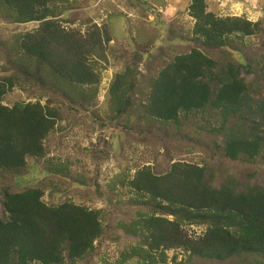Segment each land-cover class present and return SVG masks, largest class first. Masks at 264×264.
<instances>
[{
    "label": "trees",
    "instance_id": "obj_1",
    "mask_svg": "<svg viewBox=\"0 0 264 264\" xmlns=\"http://www.w3.org/2000/svg\"><path fill=\"white\" fill-rule=\"evenodd\" d=\"M69 4L0 0L3 23L37 24L0 36V264H91L106 242L119 246L118 257L102 264H162L178 248L187 263L264 264V185L256 169L237 175L228 164L264 157V47L244 42L264 37V21L219 17L205 0H190L185 51H137L113 75L104 118L170 164L163 171L143 164L133 175L122 164L105 191L99 170L109 154L98 149L101 137L86 149L89 172L51 155L67 136L58 123L71 130L95 110L96 65L107 62L112 40L89 16L80 20L83 34L64 27L76 20L62 17ZM14 89L26 99L3 104ZM180 150H199L202 163L172 162ZM97 199L108 207L87 205ZM192 225L205 231L191 237L185 227Z\"/></svg>",
    "mask_w": 264,
    "mask_h": 264
},
{
    "label": "rangeland",
    "instance_id": "obj_2",
    "mask_svg": "<svg viewBox=\"0 0 264 264\" xmlns=\"http://www.w3.org/2000/svg\"><path fill=\"white\" fill-rule=\"evenodd\" d=\"M70 8L62 15L64 19L76 18L74 25L63 26L67 29L77 28L83 34L85 26L81 27L80 20L86 16L92 18L93 23L99 28L106 25L112 40L106 45L107 62H98L96 71L100 75V84L96 99L95 112L85 117L84 122L73 129L66 128V122H59L58 125L64 128L67 136L63 140V147L56 150L51 155H57L62 160L66 157L73 162L72 168L91 171L94 168L93 161L86 149L96 145L97 138L101 137L98 149L109 154V159L101 163L99 183L106 191V184L110 178L121 172V165L127 164L129 173L134 174L137 167L143 164L154 166L159 165L161 171L166 170L170 164L162 151L156 154L144 146L135 137H126L124 130L108 124L105 117L103 103L110 80L116 72L133 63L132 55L137 51H142L144 57L151 54H158V51L182 52L185 51L193 20L188 14L185 3L190 0H69ZM206 11L213 12L216 16H243L255 22L264 21V0H205ZM184 5V6H183ZM36 23L24 25H8L0 20V36H6L14 32H24L36 28ZM171 28V31H169ZM244 42L255 49L264 47V37H245ZM171 48V49H170ZM144 50H147L144 54ZM138 71L145 72V64L140 63ZM249 79V76H247ZM24 93L14 89L9 92L3 100V104L12 106L17 102L25 100ZM44 101H42L43 103ZM101 125H107L102 128ZM126 133V132H125ZM132 135V132H130ZM210 139L207 138V146ZM160 153V155H159ZM175 153V152H174ZM173 153V154H174ZM156 157L157 162H156ZM203 154L199 150L186 152L180 150L172 158L174 161H184L195 164L202 163ZM207 159V155H205ZM230 170L237 175L250 173L253 169L257 171V182L264 185V157L254 161V164L243 162H229ZM32 165H36L32 163ZM35 170H36V166ZM38 168V167H37ZM33 172H35L33 170ZM15 187H22L23 183L16 177L13 181ZM45 192L44 201L49 203L51 199ZM70 194V191H69ZM61 197L59 200H62ZM127 199L128 195L123 196ZM54 201V199H53ZM58 202V200H57ZM88 206L94 208L108 207L105 200L97 199ZM2 211L0 207V212ZM170 218V217H168ZM185 229L191 237H197L205 231L204 226H186ZM99 251V255L93 259L91 264H102V259L113 263L118 257L116 243H104ZM187 253L183 249H172L166 251V261L162 264H203L198 260L186 262ZM214 260L204 262V264H216ZM128 264H132L129 262ZM161 264V263H160Z\"/></svg>",
    "mask_w": 264,
    "mask_h": 264
}]
</instances>
